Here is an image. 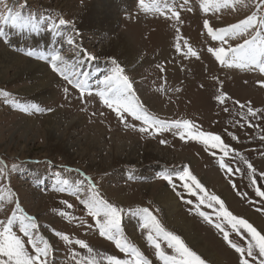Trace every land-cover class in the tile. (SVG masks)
Segmentation results:
<instances>
[{"label": "rangeland", "instance_id": "obj_1", "mask_svg": "<svg viewBox=\"0 0 264 264\" xmlns=\"http://www.w3.org/2000/svg\"><path fill=\"white\" fill-rule=\"evenodd\" d=\"M106 1L118 6L120 21L117 32H131V54L137 57L134 64L127 65L132 55L128 58L126 50L114 47L111 43L113 35L105 28L92 32L82 29L83 21L79 17H82L94 0H0V14L7 15L10 10H23L25 15L30 14L37 20L44 17L45 23L41 26L43 30L36 32V37L40 34L54 35L61 29V33L53 41V37L50 40L44 39L45 42H38L37 46L25 44L22 36L25 32L17 33L12 28L11 35L1 39L7 44L9 36L16 38L17 46L10 43L9 49L42 65L44 62L48 72L59 84L54 87L56 95L43 104L21 96L22 85L0 83V167L6 166L4 178L0 179V195L5 198L0 203V221L6 222L13 212L20 215L17 204L23 213L35 217L38 225L36 233L44 236L52 245L48 264H76L72 256L74 251L80 254L76 260L91 256L101 259L107 255L127 258L115 246L114 241L99 234L96 218L89 215L86 207L80 203L87 192L79 198L71 194L84 176H87L109 203L125 209L149 208L165 229L179 235L189 248L201 256L205 264H218L206 259L167 222L154 190L160 184V188L168 189L176 196L183 213L195 221L200 235L207 238L211 248L222 258H226L221 263L240 264L239 253L224 240L223 233L227 232L232 243L245 249L250 236L243 229L239 232L233 230L231 224L218 215V204H213L212 207L207 202L200 204V197L204 193L195 190L196 195L190 194L183 187L185 181L179 179V174L184 169L190 171L208 194H214L224 202V207L229 212L246 219L264 234V197L256 195L257 187L264 191V140L261 139L264 137V117L257 114L255 117L245 118L241 112L246 113V108L242 110L236 104V101L241 104L250 103L254 109L264 111V87L259 84L264 79V73L255 69L244 70L221 65L214 54L208 51L209 48H219L221 42L213 40L203 26L205 19L214 29L217 26L228 27L239 23L256 12L255 3L245 0L247 7L237 5L232 8H209L205 11L204 5L209 0H188L184 7L180 6L183 0H160V6L164 9L161 12L154 8L156 0H144L145 6H141V0ZM165 3L180 13L179 20L172 18L171 11L164 8ZM49 18L57 24L59 19H64L66 25L60 26L56 32L49 31ZM69 37L75 41L71 46L68 44ZM178 37L182 38L179 39V50L176 48ZM247 38L250 37L245 35L228 38V44L224 47H236ZM189 47L197 52L198 58L188 53ZM44 48L59 50L69 62L77 61L78 69L89 73L92 94L88 95L87 91L81 94L74 84H69L59 73L53 71L48 61L26 55L28 50L45 54ZM48 50L45 52L49 53ZM89 56L94 59H88ZM116 65L124 69V75L133 84L134 96L152 116L169 122L187 119L198 130L219 135L231 149L229 155L224 157V163L233 171L220 167L223 153L219 149H213L210 144L206 146L199 140H192L187 135L181 139V133L186 131L184 129L172 128L162 132L150 129L148 133H141L138 129L144 126L143 122L137 121L128 113H124L125 120L122 122L115 111L108 108L96 94L98 81L109 75ZM93 71L96 74L91 73ZM65 88L68 89L67 92ZM221 93L229 97L223 104L217 100ZM33 104L45 111L22 110ZM225 108H228L227 112ZM60 112H64L63 117H83H79L81 123L71 136L72 142L69 144L72 147L63 152L57 149L62 135H66V127L57 133V137L49 135L47 128V119ZM26 119L30 120L31 126H25ZM126 124L135 125V128L126 127ZM95 126V132L101 135L100 141L104 148L82 159L75 158L78 153L77 145L83 144L84 147L91 141L94 132L90 133V130ZM119 135H123L122 139L125 141L136 140L142 149L138 164L117 165L110 159L113 156V143L119 139ZM68 140L65 138L64 142ZM161 140L166 143H161ZM149 142L154 149L159 147L168 151L172 156L171 162L162 161L163 153H157L156 150L155 159L146 160L144 147ZM178 156L180 159H177ZM241 156L252 164L256 170L254 174L248 170L244 160L240 159ZM168 174L172 176V183L162 178ZM206 174L218 175L222 185L225 184L226 187L209 186L203 181ZM253 176L256 179L255 185L250 179ZM56 179L67 180L69 190L57 191L56 188L63 185L57 186ZM87 183L85 181V185ZM229 195L236 199V203L229 202ZM189 200L192 201L191 204L187 203ZM197 204H200L198 209ZM199 212L207 213L211 222L200 216ZM250 213L258 216L262 223ZM217 223L223 226V232L215 227ZM121 229L128 241L138 247L152 264H162L155 255V248L147 241L148 230L142 227V217L123 213ZM14 231L24 240L25 247L34 252L28 237L19 231L18 225L14 226ZM57 231L67 234L73 243H66L56 237ZM75 240L87 243L94 250L93 253H87L86 249L74 243ZM161 246L171 254L163 241ZM254 257L255 259L245 255L249 264H260V260L264 259L258 255V250L254 252Z\"/></svg>", "mask_w": 264, "mask_h": 264}, {"label": "snow or ice", "instance_id": "obj_2", "mask_svg": "<svg viewBox=\"0 0 264 264\" xmlns=\"http://www.w3.org/2000/svg\"><path fill=\"white\" fill-rule=\"evenodd\" d=\"M249 2L255 3L256 12L240 20L239 23L232 24L228 27L217 26L214 29L209 26L208 20L205 19L203 26L207 29L208 34L213 40H219L221 42L219 48H209L208 51L214 54L216 60H218L221 65L244 70L255 69L260 73H264V11H262V9H264V0H249ZM187 3L188 0H183V4L180 6L184 7ZM237 5H242L244 7L248 6L245 4V0H209V3L204 5V10L208 11L209 8H232ZM141 6H145L144 0H141ZM154 8L156 11L163 12L164 10L160 6V0H156ZM164 8L171 11L173 19L179 20L180 13L178 11H175L174 8H169L167 3H165ZM189 11H191V9H189ZM44 23V17H40V19L37 20L30 14L25 15L23 10H10L7 15L0 14V39L7 37L8 33L6 28L15 29L17 32L36 33L43 30L41 26ZM64 25H66L64 19H59L57 24L49 18V27L47 30L56 32L60 26ZM178 31L179 29H177V32ZM57 34L60 33L57 32ZM245 35L250 38L244 39L243 43L236 47H232L231 45H228L227 48L224 47V45L228 44V38H239ZM179 39L182 38L178 37V42L176 44L177 50L181 47ZM74 43L75 41L69 37L68 44L71 46ZM185 43H187V41H185ZM187 51L191 56L198 58L197 52L191 47H189ZM26 55L28 57H36L40 60L48 61L51 69L59 73L69 84H74V86L80 90L81 94L86 91L88 95L92 94L91 85L89 84V73L79 70L77 61H67L59 50H54L52 53L47 54H38L34 50H28ZM82 56L83 54H81V58ZM88 59L91 60L94 59V57L89 56ZM79 67H82V65H79ZM259 84L261 87H264V79L260 80ZM101 85L102 87H100ZM67 91L68 89L65 88V92ZM96 94L103 99L104 104L108 108L115 111L122 122L125 120L124 113H128L135 117L137 121H142L144 126L138 129L141 133H148L150 129H155L157 132L167 131L172 128L186 130L181 133V139H184L185 135H187L192 140H199L206 146L210 144L213 149H219L223 153V156L220 158V167L227 169L229 172L233 171L224 163V157L229 155L231 149L221 140L219 135L200 131L192 121L187 119L169 122L152 116L139 103L138 98L134 96L133 84L129 80V77L124 75V69L119 65L112 68L110 74L106 75L103 80L98 81V90ZM226 99H229V97L223 93L217 96V100L221 104H223ZM236 104H238L242 110L246 108V113L241 112V115L245 118L248 116L255 117L257 114L264 117V111L254 109L250 103L241 104L239 101H236ZM22 110L24 112L45 111L44 108L35 104L31 105L30 108L25 106ZM224 110L227 112L228 108ZM48 111H51V109H48ZM249 126H252L251 123H249ZM126 127L135 128V125L126 124ZM193 129L197 130L193 131ZM261 139L264 140V137H261ZM160 142L166 143L164 140ZM240 159L244 160L242 156ZM244 163L247 165L248 170L254 174L256 170L253 168L252 164L248 163L246 160H244ZM15 167L14 165L13 170H15ZM5 171L6 166L0 167V179L4 178ZM77 171L79 170L77 169ZM236 171L238 172L239 169H236ZM162 178L172 183V176L170 174L164 175ZM179 179L185 181L183 187L187 189L190 194L196 195L195 190L204 193V195L200 197V204L207 202L209 207H212L213 204H218L220 207L218 215L224 217L236 232L243 229L250 236V242L245 249L232 243V241L229 240L227 232L223 233L224 240L228 241L235 251L239 253L240 264H249V260L245 258V255L255 259L254 252L257 250L258 255L264 258V234L257 231L246 219L238 218L229 212L224 207V202L218 196L208 194L200 181L187 169L181 171ZM250 179H252V183L255 185L256 179L254 176L250 177ZM85 181L88 182L86 185ZM55 184L57 186L63 185L57 187V191L64 192L69 190L67 180L56 179ZM173 187H175V184H173ZM85 191L87 195L84 199L80 200V203L86 207L89 215L96 218L99 234L106 237L108 240L114 241L115 246L121 253L125 254L127 258L122 259L115 255H107L101 259L91 256L83 260H76V257L80 254L74 251L72 256L76 264H152V261L145 256L138 247L130 243L123 234L121 220L122 214L125 212L142 217V227L148 230L147 241L155 248V255L162 264H205L201 256L189 248L179 235L166 230L149 208L144 207L133 210L131 208L125 209L109 203L100 195L96 184L92 183L91 178L87 176H84L80 184L71 191V194L79 198ZM256 195L264 197V191H261L260 188L257 187ZM4 199V196L0 195V203H2ZM187 203L191 204L192 201L189 200ZM200 204L196 205L197 209L200 207ZM68 206L71 207V205ZM16 208L21 212L20 215L13 212L12 216L6 222L0 221V264H48V257L52 245L44 236L36 233V229L38 228L36 218L23 213L19 204L16 205ZM61 214L64 215V213ZM199 215L211 222V217L207 213L199 212ZM16 225L19 226V231L22 232L25 237H28L34 252H30L29 249L25 247L24 240L14 231V226ZM215 227L223 232V226L220 223L215 224ZM55 236L66 243H73L67 234L60 231L55 232ZM161 241L166 244L167 249L171 250V254L162 248ZM74 243L86 249L89 254L94 251L82 240H75ZM260 264H264V259L260 260Z\"/></svg>", "mask_w": 264, "mask_h": 264}, {"label": "bare ground", "instance_id": "obj_3", "mask_svg": "<svg viewBox=\"0 0 264 264\" xmlns=\"http://www.w3.org/2000/svg\"><path fill=\"white\" fill-rule=\"evenodd\" d=\"M127 1V0H126ZM119 3V2H118ZM79 19L83 21L82 29L86 32L97 31L98 29L105 28L110 32L113 37H111V43L114 47L121 48L126 50V54L129 56L133 53L131 46L132 41L130 39V31L126 34L118 33L119 27V9L117 5H112L109 1L106 0H94L93 4L86 8L85 13L80 15ZM62 27V26H61ZM8 34L11 35L10 28H6ZM17 32V31H16ZM57 32L61 33V29ZM21 33V32H17ZM23 33V32H22ZM31 35V39L28 38V35ZM34 34V35H33ZM59 34L55 33L50 35H41L36 37L35 33L25 32L22 34L23 38H25V44L37 46L41 42H45L47 39H51L53 41ZM7 40L8 44H12L13 46H17L18 42L16 38H11ZM38 38V39H37ZM1 41V40H0ZM39 42V43H38ZM8 44H6L8 46ZM116 48V49H117ZM115 54V53H114ZM116 55V54H115ZM117 57V56H115ZM131 60H128L127 65L134 64L137 61V57L134 55L131 56ZM93 73V72H92ZM0 83H10V84H19L22 85L21 96L29 98L32 101L47 103V101L56 95V91L54 87L59 84L56 78L48 72V69L45 65L41 63L34 62L22 55L16 53L15 51H11L8 47H5L0 42ZM155 106V105H154ZM64 112L57 113L55 117H50L47 119V128L48 134L57 137V133L66 127V135H62V140L59 141L58 151H68L69 147H72L69 143L72 139L73 132H75L76 128L80 125V119L82 116H74L72 118L63 117ZM81 117V118H79ZM25 126L28 127L31 124L30 120L26 119ZM100 127V126H99ZM96 131V126L90 130V133H93V138L91 137V141L83 147L82 145H77L78 153L75 155V158L82 159L86 155H91L94 153L100 152L104 147L102 142L100 141L101 135ZM90 136V135H89ZM95 136V137H94ZM119 139L115 140L113 143V156L110 157L113 160L114 164L119 163H137L139 162V152L142 150L136 140H127L125 141L123 135H119ZM65 138L69 139L65 141ZM87 141V140H86ZM74 147V146H73ZM163 153L162 161L171 162L172 156L168 151L162 150L157 147L153 148L152 143L149 142L147 146L144 147L145 151V159H155L156 152ZM159 155V154H158ZM177 159H180L179 156ZM192 162V160H190ZM211 174V173H210ZM210 174H206L204 176V180L211 187H226L225 184L222 185V182L218 175L211 176ZM160 184L154 188L156 191V197L159 204L163 207L167 222L180 234H182L186 240L190 243L192 247H194L199 253H201L206 259L209 261L216 262L218 264H222L221 261L226 258H222L217 251L211 248L210 244L206 241V237H202L199 232V228L195 224V221L188 218L183 211L181 210L180 204L176 198L168 189H162L159 187ZM150 189V186H149ZM154 192V191H153ZM230 203H236V199L229 195L228 198ZM252 214V213H250ZM252 217L255 219H259L258 216L252 214ZM261 222V220H260ZM262 223V222H261ZM135 237V236H134ZM221 255H224L223 251H220Z\"/></svg>", "mask_w": 264, "mask_h": 264}, {"label": "crops", "instance_id": "obj_4", "mask_svg": "<svg viewBox=\"0 0 264 264\" xmlns=\"http://www.w3.org/2000/svg\"><path fill=\"white\" fill-rule=\"evenodd\" d=\"M7 39H8V38H7ZM0 40H1V39H0ZM0 42H1L5 47H8V46L5 44V42H3V40H1ZM6 42H7V41H6ZM7 44H8V42H7ZM8 48H9V47H8ZM44 50L47 51L48 49L46 50V49L44 48ZM45 51H44V53L47 54ZM48 51H49V53H52V52H53V50H51V49L48 50ZM42 53H43V52H42ZM38 54H40V52H38ZM27 59H28V58H27ZM30 60H31V59H30ZM32 61H33V60H32ZM34 62H35V61H34ZM37 63H38V62H37ZM43 65H45L44 62H43Z\"/></svg>", "mask_w": 264, "mask_h": 264}]
</instances>
